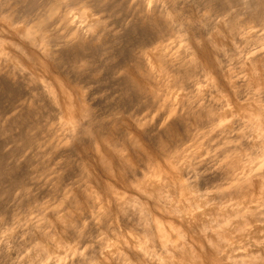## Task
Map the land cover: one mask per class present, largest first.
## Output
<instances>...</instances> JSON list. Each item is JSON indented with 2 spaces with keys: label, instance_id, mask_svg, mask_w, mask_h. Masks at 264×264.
<instances>
[{
  "label": "rangeland",
  "instance_id": "rangeland-1",
  "mask_svg": "<svg viewBox=\"0 0 264 264\" xmlns=\"http://www.w3.org/2000/svg\"><path fill=\"white\" fill-rule=\"evenodd\" d=\"M4 1L0 264H264V0Z\"/></svg>",
  "mask_w": 264,
  "mask_h": 264
},
{
  "label": "bare ground",
  "instance_id": "bare-ground-1",
  "mask_svg": "<svg viewBox=\"0 0 264 264\" xmlns=\"http://www.w3.org/2000/svg\"><path fill=\"white\" fill-rule=\"evenodd\" d=\"M6 1V0H5ZM5 1L3 2V3H5ZM17 1V0H16ZM16 1H15V3H16ZM19 1V0H18ZM18 1H17V4H18ZM22 1H24V2H22V3H26V4H28V6H30L29 7V10L27 11V13L25 14V10L23 11L24 12V14L25 15H23V12H22V15L21 16H19V15H17L16 13H15V10H14V12L13 11H11V8L9 9L10 10V13H12V15H5V16H3V14H1L5 19H8V20H10L11 22H13V24H19V26H24V28H25V32H26V34H25V36H27L28 37V39L29 38H31V37H43L42 38V41H43V39L44 38H46V34L45 33H49V30L52 28V26L54 25V19H52V17H53V15L59 10V4H56V3H54V4H52L51 6H50V8H49V10L47 11V12H45V11H43V9H41V7H42V3H44L43 2V0L41 1L42 3H40L39 4V2H38V4H37V2H35L34 0H22ZM44 1H46V0H44ZM48 1V0H47ZM58 1V0H57ZM7 2H9V0L7 1ZM12 1H10V3H11ZM20 2V1H19ZM14 3V4H15ZM22 3H19V4H22ZM216 3V2H215ZM2 4V3H1ZM9 4V3H8ZM8 4H6V7L8 6ZM25 4V5H26ZM16 5V4H15ZM24 4H22L21 5V7L23 6ZM46 5V4H45ZM14 7V5L12 4L11 5V7ZM17 6V5H16ZM19 6V5H18ZM17 6V7H18ZM2 7V6H1ZM0 7V8H1ZM17 7H14V8H17ZM4 8V7H3ZM25 8H26V6H25ZM216 8V7H215ZM236 8V7H235ZM23 9V8H22ZM27 9H28V7H27ZM246 9V8H245ZM1 10V9H0ZM12 10H13V8H12ZM17 11L19 10V8H17L16 9ZM44 10H45V8H44ZM4 11V10H3ZM6 11H8V9L6 10ZM16 11V12H17ZM20 11V10H19ZM215 11H216V9H215ZM9 12V11H8ZM2 13V12H1ZM3 13H5V12H3ZM145 15V14H144ZM53 18H55V17H53ZM232 18H234V17H232ZM233 20H235V19H233ZM230 24H231V21H230ZM12 28V27H11ZM55 28V27H54ZM233 30H235V28H233ZM51 31V30H50ZM236 31V30H235ZM58 32V31H57ZM6 33H7V31H6ZM235 33V32H234ZM79 34H81V33H79ZM167 34V33H166ZM4 35V34H3ZM44 35H46L45 37H44ZM54 35V34H53ZM76 35H78V34H76ZM81 35H84V34H81ZM163 35V34H162ZM49 36H51V35H49ZM55 36V35H54ZM68 36H70V35H68ZM73 36V35H72ZM168 36V35H167ZM1 37V36H0ZM53 37V36H52ZM56 37V36H55ZM64 37H65V35H64ZM86 37V36H85ZM22 38H24V37H22ZM40 38V39H41ZM74 38H76V37H74ZM32 39V38H31ZM30 39V40H31ZM54 39V38H53ZM61 39H62V37H61ZM61 39H59V40H61ZM71 39V38H70ZM80 39V38H79ZM84 39V38H83ZM153 39V38H152ZM5 40V39H4ZM35 40V39H34ZM48 40H49V38H48ZM63 40H64V38H63ZM66 40V39H65ZM64 40V41H65ZM154 40V39H153ZM167 40H169L168 38H166V41ZM26 41H28L27 40V38H26ZM45 41H47L46 39H45ZM51 40H49V42H50ZM58 41V40H57ZM64 41H62L63 43H62V46H64L63 44L65 43ZM67 41H69V40H67ZM66 41V42H67ZM81 41V40H80ZM152 41V40H151ZM35 42V41H34ZM44 42V41H43ZM49 42H45V43H48L49 45H50V43ZM70 42H71V40H70ZM73 42L74 41H72L71 43H70V46H71V44H73ZM164 42V41H163ZM1 43V42H0ZM53 43V42H52ZM69 43V42H68ZM68 43L67 44H65V46L66 45H68ZM77 43V42H76ZM152 43V42H151ZM29 44V43H28ZM36 44V43H35ZM37 44L40 46L41 45V42L40 43H38L37 42ZM44 44V43H43ZM55 44V43H54ZM78 44V43H77ZM76 44V45H77ZM84 44V43H83ZM82 44V45H83ZM6 45V44H5ZM31 45H32V43H31ZM45 45V44H44ZM89 45V44H88ZM171 45V44H170ZM4 46V45H3ZM62 46H60L59 44H55L54 45V47H55V49H57L58 48V50L60 49L61 50V47ZM69 46V45H68ZM69 46V47H70ZM167 46L168 45H166L165 46V50L167 49ZM19 47V46H18ZM36 47V46H35ZM34 47V48H35ZM53 47V48H54ZM84 47V46H83ZM20 48V47H19ZM45 48H47V47H45ZM65 48H67V47H65ZM65 48H63V49H65ZM88 48V47H87ZM169 48V47H168ZM38 49V48H37ZM43 49V48H42ZM170 49V48H169ZM54 50V49H53ZM75 50H77V49H75ZM80 50L81 49H79L78 51L80 52ZM83 50V49H82ZM81 50V51H82ZM9 51V50H8ZM21 51H22V49H21ZM63 51V50H62ZM65 51H66V49H65ZM72 51V50H71ZM55 52V51H54ZM60 52V51H59ZM7 53V52H6ZM67 53V52H66ZM70 53V52H69ZM72 53V52H71ZM88 53V52H87ZM262 53V52H261ZM23 54H24V52H23ZM46 54V53H45ZM55 54V53H54ZM63 54V53H62ZM77 54V53H76ZM82 54H84L83 53V51H82ZM264 54V53H263ZM9 55H10V53H9ZM13 55V54H12ZM11 55V56H12ZM16 55V54H15ZM43 55H44V53H43ZM48 55V54H47ZM61 55V54H60ZM69 55V54H68ZM88 55V54H87ZM14 56V55H13ZM12 56V57H13ZM59 56V55H58ZM58 56H56V57H58ZM70 56V55H69ZM32 57V56H31ZM65 57V56H64ZM68 57V56H67ZM85 57H87V56H85ZM84 56L82 57L81 56V58H85ZM7 58H8V56H7ZM50 58V57H49ZM63 58V57H62ZM58 59V58H57ZM159 59V58H158ZM63 60V59H62ZM65 60V59H64ZM73 60V59H72ZM78 60V59H77ZM11 61V60H10ZM21 61V60H20ZM66 61V60H65ZM3 62V61H2ZM4 63V62H3ZM3 63H2V65H3ZM34 63V62H33ZM81 63V62H80ZM1 64V63H0ZM21 64V63H20ZM8 65V64H7ZM25 65V64H24ZM1 66V65H0ZM5 66V65H4ZM3 66V68H5ZM9 66V65H8ZM14 66V65H13ZM22 66V65H21ZM2 67V66H1ZM0 67V69L2 70V68ZM7 67V66H6ZM14 68H15V66H14ZM7 70V69H6ZM6 70H4V71H6ZM17 70V69H16ZM24 70V69H23ZM33 70V69H32ZM137 70V69H136ZM14 71V70H13ZM25 71V70H24ZM27 72V71H26ZM3 73V72H2ZM128 74V73H127ZM6 75V74H5ZM8 75V74H7ZM25 75H27V74H25ZM1 76V75H0ZM24 76V75H23ZM38 76V75H37ZM6 77V76H5ZM4 77V78H5ZM9 77V76H8ZM28 77V76H27ZM23 78V77H22ZM35 77H33V79H34ZM2 79V78H1ZM35 80V79H34ZM19 81V80H18ZM20 81H23V80H20ZM84 81V80H83ZM17 82V81H16ZM20 83V82H19ZM80 83H81V81H80ZM5 84V83H4ZM15 85V84H14ZM20 86V85H19ZM141 86V85H140ZM13 87H15V86H13ZM12 87V88H13ZM22 87V86H21ZM11 88V89H12ZM8 89V88H7ZM14 90V89H13ZM31 90V89H30ZM29 91V90H28ZM27 91V92H28ZM36 91H37V89H36ZM11 92V91H10ZM24 92V91H23ZM12 93H14V92H12ZM38 93V92H37ZM16 94H18V93H16ZM15 94V95H16ZM31 94V93H30ZM32 94H34V92L32 93ZM36 94V93H35ZM34 94V95H35ZM18 96V95H17ZM20 96V95H19ZM25 96V95H24ZM23 96V97H24ZM37 96V95H36ZM15 97V96H14ZM29 97V96H28ZM16 98V97H15ZM19 98H21V97H19ZM25 98V97H24ZM26 99V98H25ZM24 99V100H25ZM30 99V98H29ZM21 100H22V98H21ZM36 100V99H35ZM23 101V100H22ZM25 101H27V100H25ZM29 101V100H28ZM16 103H17V101H15ZM18 102H20V101H18ZM22 102H20V103H18V104H21ZM25 103V102H24ZM33 103V102H32ZM31 103V104H32ZM35 103V102H34ZM33 103V104H34ZM17 105V104H16ZM23 106H24V104H23ZM23 106H19L18 108H20V107H23ZM26 108V107H25ZM14 109H15V107H14ZM21 109V108H20ZM19 110V109H18ZM28 110H31V109H29V107H28ZM11 111H12V109H11ZM33 111V110H32ZM18 112V111H17ZM16 112V113H17ZM28 112V111H27ZM26 113V112H25ZM18 115H19V113H17ZM16 114V115H17ZM20 114H22V113H20ZM29 114H31L32 115V113H29ZM28 114V115H29ZM25 115V114H24ZM10 116V115H9ZM21 116V115H20ZM33 116V115H32ZM8 117V116H7ZM13 117V116H12ZM16 117H18V116H16ZM181 117V116H180ZM9 118V117H8ZM169 118H171V117H169ZM18 119V118H17ZM117 119H118V117H117ZM181 119H183V118H181ZM34 120V119H33ZM121 120V119H120ZM138 122V121H137ZM165 122V121H164ZM181 122H182V120H181ZM139 123V122H138ZM164 124V123H163ZM140 125H142L141 123H140ZM139 126V125H138ZM143 128V127H142ZM149 129V128H148ZM145 130V129H144ZM153 130V129H152ZM150 131V130H149ZM156 131V130H155ZM154 131V132H155ZM152 133V132H151ZM149 136H151V135H149ZM137 144V143H136ZM125 150V149H124ZM230 183V182H229Z\"/></svg>",
  "mask_w": 264,
  "mask_h": 264
}]
</instances>
